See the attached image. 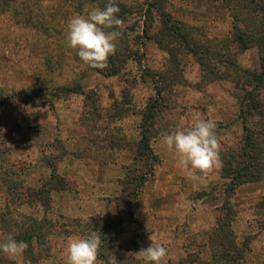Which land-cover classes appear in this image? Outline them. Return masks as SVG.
Here are the masks:
<instances>
[{"label":"rangeland","instance_id":"rangeland-1","mask_svg":"<svg viewBox=\"0 0 264 264\" xmlns=\"http://www.w3.org/2000/svg\"><path fill=\"white\" fill-rule=\"evenodd\" d=\"M151 1L120 0L125 7L135 13L119 28L125 33L122 41H125L124 46L139 49L144 54L141 66L130 61L120 76L107 78L111 79L109 82H101L105 77L86 70L85 66H78L71 60H67L55 73V83L63 86L71 83L79 77L78 73L83 72L84 77L79 83L85 94L95 95L96 101L86 100L85 96L81 95H71L60 100L48 98L33 103L22 97L0 109V243L11 235L18 242L23 241L28 245L23 256L15 260L8 259L0 252V264H42V261L46 264H66L67 238L73 235L86 237L92 231L100 234L102 241L98 259L105 262L114 256L117 264H145V261L135 253L151 245L150 235L146 227L136 225L139 224L136 214L134 213L135 224L126 223L117 228L113 227L115 222L122 220L121 218L126 220L124 214L129 211L126 203L128 195L134 193L133 185L136 184L134 179L145 172L144 162L141 159L135 162L138 158L136 151L138 141H134L130 128L133 127L135 130L137 123L134 126L131 122L124 124V118H117L118 112L114 105L122 103L124 92L129 90L132 93L131 91L138 88V83L135 85L134 82L143 77L146 82L143 81L145 85L141 86L142 90L136 102L134 94L132 95L134 113L135 115L140 113L141 109L156 97L152 77L164 74L168 66V55L151 39L161 28L160 17L155 11L151 19L141 13ZM42 6L45 7V4ZM225 7L226 4L222 0H168L166 4L167 11L176 19L190 26L199 27L210 38L227 37L232 32L233 20ZM94 8L87 5L83 13L69 16L64 22L66 29L73 16L86 15ZM150 27L152 28L149 30V37H142L136 42V37L142 35V30ZM35 43L43 45L44 39L31 30L17 27L10 15L0 17V54L8 55L16 69V72L0 71V89L10 91L26 88L40 74L39 60L30 54ZM49 43L55 47L53 42ZM69 51L74 52L70 47ZM70 57L71 55L68 56ZM180 58L181 71L174 76L179 79L180 84L176 85L172 95L170 94L171 105L174 108L163 113L156 128L166 133L180 127H189L197 118L211 119L217 125L216 134L220 141V150L236 146L241 139L242 124L237 120L239 105L234 98L235 72L229 71L230 79L221 78L212 83H204L202 77L206 76L197 59L183 51ZM235 64L238 67L237 72L257 69L260 64L257 50L250 49L239 53ZM74 68L78 71H74ZM144 70L152 76L144 75ZM170 82L171 79L166 84L168 91L171 89ZM144 97H147L146 101L143 100ZM118 107L125 108L122 104ZM139 119L140 125L141 115ZM181 121L185 124H181ZM104 128L109 134L99 132ZM114 128L121 129L122 133L116 134L113 132ZM161 137L158 136L156 140ZM156 140L152 141V147ZM111 142H124L128 144V148L120 151L110 149L103 151L105 163L100 168L99 182L104 190L108 187L113 189L110 196L102 197V200L109 203L110 213L105 218L67 217L61 205L67 204L68 197L74 201H81L80 194H88L92 185L91 182H83L79 171L72 174L77 180H70L68 170L76 168L75 164H79L84 157L89 158L87 155L94 154L93 143L108 145ZM61 162L65 165L62 166V174L58 170V164ZM119 163H122L123 167H120ZM113 164L123 168L124 177L118 183L114 178L108 183V176L105 181L102 178L104 172L117 170L118 167ZM77 168L79 170V166ZM52 175H57L55 180L64 179L69 190L51 192ZM147 179L151 180L150 177ZM124 184H127V187L123 188ZM224 184L221 176L220 181L210 184L205 192L187 195L189 204L193 205L195 210L199 209L206 228L192 230L187 224V219L176 224L178 227L175 226L177 228L173 232V238H170L169 245L165 246L168 254L163 264H233L230 260L235 255L240 257L242 255L245 259L244 262L236 261L235 264H264V256L253 244L257 235L264 230V213L259 210L262 200L258 204L247 205L245 200L237 199L245 205L243 209L250 226L247 233L240 235L232 226L240 212L234 195L230 203L237 214L231 223V230L239 249L231 250L226 254L229 255L227 257L221 255L222 251L212 250L209 246V235L225 216V212L222 211ZM140 192L141 189L134 198L133 209ZM56 195L58 198L54 200L53 196ZM172 201L169 200V203ZM161 202L160 199L156 200V207H161ZM129 227L132 238L119 239L117 237L119 233L124 228L129 230ZM32 233L33 238L28 241L27 235Z\"/></svg>","mask_w":264,"mask_h":264},{"label":"trees","instance_id":"trees-1","mask_svg":"<svg viewBox=\"0 0 264 264\" xmlns=\"http://www.w3.org/2000/svg\"><path fill=\"white\" fill-rule=\"evenodd\" d=\"M167 1L152 0L147 8L141 12L149 19L152 18L153 11L160 17L161 28L151 39L155 41L160 50L168 55L169 63L164 74L152 77L156 97L151 99L138 113L142 117L140 124L141 139L136 145L138 158L135 162L141 159L144 162L145 172L134 179L136 181V184L133 185L134 193L128 195L126 203L129 210L128 213L124 214L126 220L121 218L122 220L115 222L113 227L117 228L126 223H136L133 201L138 191L148 181L147 178L153 175V168L159 163V158L154 154L151 143L162 133L161 129L156 128V124L162 119L163 113L174 108L171 105V95L175 86L180 84L179 79L174 78V76L181 71L182 59L180 54L183 51V53L197 59L202 72L207 77H202L204 83H212L221 78L230 79L229 71L235 72L234 98L239 105L237 120L242 124V135L236 146L220 150L221 176L222 180L225 181L223 185L225 188L224 203L222 205L225 216L220 220V225L218 224L217 228L211 232L208 239V244L212 250H220L222 251L221 255H226L233 249H239L238 244L235 243L236 237L231 230V223L237 214L236 209L231 206V199L241 186L264 182V0H222L233 20L231 34L222 38H210L199 27L190 26L182 20L176 19L167 11ZM107 2L108 0H0V17L10 15L17 27L31 30L44 39L43 45L42 43L32 45L30 53L39 60L40 74L26 88L10 91L0 89V109L22 97L33 103L42 102L48 98L60 100L62 97L71 95H81L85 96L86 100L96 101L95 95L85 94L82 85L79 83L84 77L83 72L78 73L79 77L66 85L59 86L55 83V73L67 60L73 61L78 66L83 65L86 70L105 78L120 76L130 61L141 66L144 54L139 49L134 50L129 45L124 46L125 41L122 40L125 33L121 29H118L122 36L117 41L116 53L109 57L106 69L90 68L79 59L76 51H69L66 41L67 29L64 25L66 19L74 13H83L87 5L103 9ZM115 3L120 9L118 16L124 23L128 17L135 14L133 10L125 7L120 0H115ZM43 4L45 7L42 6ZM151 28H144L142 35L136 37V42L142 37L148 38ZM49 41L53 42L54 48ZM250 49L257 50L260 61L259 67L255 70L237 72L238 67L235 60L238 54ZM70 55L71 57L68 58ZM75 69L74 71H78ZM0 71L16 72L9 56L3 53L0 54ZM143 74L148 77L152 76L146 70ZM170 79L169 87L171 89L168 91L166 84ZM141 81L146 82L143 77ZM125 82L128 84L127 80ZM137 83L138 81L134 82L135 85ZM132 100V93L128 90L122 95V103L114 105V109L118 112V119L136 114ZM121 104L125 106L124 109L118 107ZM99 132L109 134L105 128ZM113 132L118 134L122 133V130L119 128L115 130L114 128ZM95 143H93L94 154L87 156L94 159L100 168L105 163H103L105 156L103 151L106 149L120 151L128 148V144L124 142H111L108 145ZM102 143L104 142L102 141ZM52 178L51 192L69 190L68 183L64 179L55 180L57 175H52ZM125 187L127 184H124L123 188ZM259 210L264 213V198L259 205ZM33 234L27 235L26 239L28 241L32 239ZM214 254L217 255L218 253ZM244 260L242 255L241 257L235 255L230 262L235 264L236 261L244 262ZM105 262L109 264V261Z\"/></svg>","mask_w":264,"mask_h":264},{"label":"crops","instance_id":"crops-1","mask_svg":"<svg viewBox=\"0 0 264 264\" xmlns=\"http://www.w3.org/2000/svg\"><path fill=\"white\" fill-rule=\"evenodd\" d=\"M101 80V82H109L111 79L102 78ZM143 84L145 85V82L138 80V88H135L132 91V95L134 94V102H136L137 98L139 97V93L142 90L141 86ZM150 96L151 91L149 97ZM146 98L144 97L143 100L146 101ZM139 118V114H131L130 116L124 118L123 121L124 124L131 122L133 126L137 123L135 130L133 127L130 128L135 142H139L141 139V131L139 128L140 125L138 124L140 120ZM181 124L185 123L181 121ZM126 132L128 133L129 131L126 130ZM152 149L155 152V155L159 158V163L153 168V175L150 176L151 180L147 181L141 188V192L139 193L138 200L134 207V213L139 220V224L136 225H142L149 230L151 244L153 246H167L169 245L170 238H173L172 236L174 230H176L178 227L176 224H180L186 219L188 220V226L192 230L206 228L205 222H202L203 220L201 219L202 216L199 212V209L195 210L193 205L189 204L190 200L188 199L187 195L189 193H203L208 189L210 184L220 181L221 166L215 169L211 174L202 177L200 180L192 181L188 179L186 172L181 170V168L178 166L177 158L172 153L167 151L166 147L162 143V137L156 140ZM115 165L117 164H113V166ZM62 166L65 167L63 162L58 164V170L60 174H62ZM77 166H79V170ZM119 166L123 167V164L119 163ZM75 167L76 168L68 170L70 171L68 178L70 180H77L76 178L74 179V177H72V174H75L79 171V175H82L83 177V179L81 178L83 182L87 181L92 183L91 190L86 195L80 194L82 198L81 201H74L71 197H68L69 200L66 201L67 204L65 203L61 205L65 215L71 219H90L91 217L105 218L108 216L111 209L108 205L109 203H106L104 200H102V197L110 196V194L113 192V189L108 187V189L106 188V191V189L104 190L101 188L102 185L99 182V178L101 176L99 164L92 158L84 157L83 160L79 162V164H75ZM115 167L117 168L118 166ZM120 167L112 172H104L102 174L104 181L108 176V183H110V179L113 178L114 181L118 183V181L124 177L123 168ZM186 182L189 184V186H186ZM234 197L236 203L240 206V212L238 213V216L232 226L238 234L243 235L249 231L250 226L247 223L245 210L243 209L245 205L240 203L237 199L245 200L247 205L258 204L264 198V182L241 186L236 190ZM57 198L58 195L53 196L54 200ZM158 199L162 201L161 207L159 208L155 205L156 200ZM169 200H173L170 202L171 204L169 203ZM203 219L205 218L203 217ZM130 231L131 227H129V230L124 228L122 232L120 231L121 233H119L117 237L121 240H128L132 238V233ZM72 237L84 236L73 235L68 237L66 241V247L68 246L69 240ZM176 241L177 244H179V238H177ZM253 244L254 248L261 252L264 256V230H262L257 235Z\"/></svg>","mask_w":264,"mask_h":264},{"label":"clouds","instance_id":"clouds-1","mask_svg":"<svg viewBox=\"0 0 264 264\" xmlns=\"http://www.w3.org/2000/svg\"><path fill=\"white\" fill-rule=\"evenodd\" d=\"M119 11L115 0H108L103 9L97 7L86 15H75L69 20L66 41L86 66L100 70L108 67V59L116 53L117 41L122 36L118 29L124 21L118 16ZM216 127L211 119L197 118L189 127L161 134L163 145L177 158L178 166L192 181L200 180L221 166ZM101 244L100 234L94 231L86 237L70 238L66 264H105L98 259ZM27 247L25 242H18L9 235L0 243V252L15 260L23 256ZM135 254L145 264H163L168 252L163 245L151 244ZM42 264L46 262L42 261ZM109 264H117L114 256Z\"/></svg>","mask_w":264,"mask_h":264}]
</instances>
